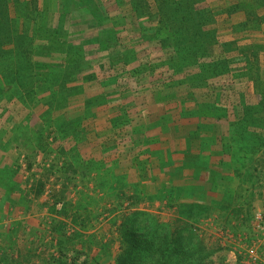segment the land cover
<instances>
[{"label":"rangeland","instance_id":"obj_1","mask_svg":"<svg viewBox=\"0 0 264 264\" xmlns=\"http://www.w3.org/2000/svg\"><path fill=\"white\" fill-rule=\"evenodd\" d=\"M0 4V264H115L134 211L264 261V0Z\"/></svg>","mask_w":264,"mask_h":264},{"label":"trees","instance_id":"obj_2","mask_svg":"<svg viewBox=\"0 0 264 264\" xmlns=\"http://www.w3.org/2000/svg\"><path fill=\"white\" fill-rule=\"evenodd\" d=\"M209 15V13L203 14L206 20ZM0 19H2L1 14ZM204 22L206 23L205 20ZM197 34L199 33L195 32V35ZM20 38L16 35L12 48L8 43L10 39L7 41L5 36L0 37V47L5 52L0 58L11 50L20 53L24 50L25 53V49L20 45ZM207 46L202 50L201 56L205 57L209 54ZM1 73H5L4 69ZM120 225L122 227L119 229V235L125 245L115 264H199L210 253H206V249L201 244L192 245L193 233L184 227L173 230L171 225L161 226L153 215L146 211L127 214Z\"/></svg>","mask_w":264,"mask_h":264},{"label":"built area","instance_id":"obj_3","mask_svg":"<svg viewBox=\"0 0 264 264\" xmlns=\"http://www.w3.org/2000/svg\"><path fill=\"white\" fill-rule=\"evenodd\" d=\"M263 216L259 213L257 214V219L259 220V224H258V227L261 226L262 224V221H263ZM257 248L258 246L257 245H249L248 247V252H249V255L251 256V263L253 262L254 264H264V261H260V257H259V253L257 251Z\"/></svg>","mask_w":264,"mask_h":264},{"label":"crops","instance_id":"obj_4","mask_svg":"<svg viewBox=\"0 0 264 264\" xmlns=\"http://www.w3.org/2000/svg\"><path fill=\"white\" fill-rule=\"evenodd\" d=\"M139 120L141 121L142 120V118L141 117H139ZM140 121H133L134 122V124L135 123H137V122H140ZM138 137V133H136L135 135H134V140H136V138ZM142 137H144L143 135H142ZM165 137H163L162 138V144H163V146H161L162 148H166L167 147V145H166V141H167V139H164ZM132 146H134V145H132ZM139 147H141V146H139ZM178 148H180V147H178ZM180 149H182V148H180ZM124 154H125V152L124 151H122ZM136 152H138V146L137 147H133V148H131V155H135L136 154ZM147 153L149 152V151H146ZM187 171H188V168H186V167H184V169L181 171V172H179V178H177V179H181L182 178V176H184L185 174H187ZM184 174V175H183ZM163 177V176H162ZM164 178V177H163Z\"/></svg>","mask_w":264,"mask_h":264}]
</instances>
